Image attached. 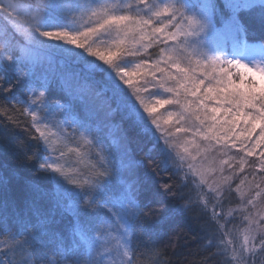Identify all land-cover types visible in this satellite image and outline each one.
Masks as SVG:
<instances>
[{
  "label": "snow or ice",
  "instance_id": "6c2138e0",
  "mask_svg": "<svg viewBox=\"0 0 264 264\" xmlns=\"http://www.w3.org/2000/svg\"><path fill=\"white\" fill-rule=\"evenodd\" d=\"M197 210L264 264V0H0V264H162Z\"/></svg>",
  "mask_w": 264,
  "mask_h": 264
},
{
  "label": "trees",
  "instance_id": "16d2710c",
  "mask_svg": "<svg viewBox=\"0 0 264 264\" xmlns=\"http://www.w3.org/2000/svg\"><path fill=\"white\" fill-rule=\"evenodd\" d=\"M147 146L143 140L139 143L134 140L132 144L138 154L141 149L146 150ZM198 215L197 210L191 216L177 217L155 229L158 234V247L163 253L162 264H218L220 258L211 256L209 252L213 250H208L205 241L201 239L203 233L200 225L203 221L195 219Z\"/></svg>",
  "mask_w": 264,
  "mask_h": 264
}]
</instances>
